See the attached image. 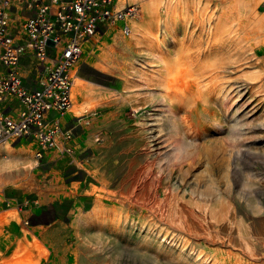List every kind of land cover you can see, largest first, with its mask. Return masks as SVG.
I'll return each mask as SVG.
<instances>
[{
	"label": "rangeland",
	"instance_id": "1",
	"mask_svg": "<svg viewBox=\"0 0 264 264\" xmlns=\"http://www.w3.org/2000/svg\"><path fill=\"white\" fill-rule=\"evenodd\" d=\"M121 26L112 24L86 43L72 70L84 88L79 95L72 91L73 106L88 105L85 120L78 122L73 106L64 120L69 129L74 116L78 122L66 142L69 151L36 159L34 143L17 141L0 155V264H62L58 258L73 259L74 248L78 264H187L173 247L170 256L147 242L164 227L188 253L264 264V77L253 86L251 104L243 80H236L223 113L235 114L233 126L223 118L225 130L218 132L216 122L202 118L193 130L169 137L150 121L154 111L167 109L159 100L139 112L132 107L143 94L124 88L119 68L134 56L121 41L130 35ZM144 121L153 127V150L141 137ZM170 179L188 190H173ZM93 211L105 224L87 220ZM122 217L133 225L121 227ZM24 248L31 255L22 254Z\"/></svg>",
	"mask_w": 264,
	"mask_h": 264
},
{
	"label": "bare ground",
	"instance_id": "2",
	"mask_svg": "<svg viewBox=\"0 0 264 264\" xmlns=\"http://www.w3.org/2000/svg\"><path fill=\"white\" fill-rule=\"evenodd\" d=\"M131 1L136 0H117V8H123ZM137 2L139 5L135 7L140 6L135 11L138 18L133 16L129 19L130 35L121 40L125 49L130 50L137 60L127 58L119 68L124 77V88L138 89L143 94L139 104L132 106L134 110L139 112L154 100H159L160 106L167 109L154 111L150 121L156 122L159 131H165L169 137L179 134L183 128L193 130L202 118L216 122L218 132L225 130V124L220 121L223 118H227L229 125L233 126L235 114L232 111L227 116L223 113L224 106L235 95L236 80H243L244 97L251 104L253 86L264 77V11L259 10L264 0ZM103 56L108 54L103 53ZM72 91L73 96L84 91L78 76L73 78ZM87 105H72L76 117L85 115ZM182 110L184 115H180ZM141 124V137L153 150L156 143L153 127L148 121ZM207 130V126L202 127L196 136L204 135ZM10 145V141L0 142V155L9 154ZM169 182L173 190L181 193L188 190V187H181L177 180L170 179ZM99 201L102 202L101 198ZM128 207L133 208L130 203ZM153 210H146L145 214L152 221L151 224L157 226L159 224L152 214ZM98 215L97 211H93L87 220L98 222V225L105 224ZM122 219L121 227L134 223L133 219ZM148 230H153L151 225ZM154 234L156 240L151 238L150 233L145 234L146 238L152 239L147 241L149 244L165 252L170 250V256L173 255V247L176 258L187 264H231L229 258L217 253L198 251L191 254L184 251L181 245L175 244L167 227H164V233L159 230ZM31 245L36 250L41 247L36 239ZM72 252L73 259L67 261L63 255L58 258L60 263L78 264L79 253L75 248ZM27 253L24 248L22 254ZM46 255L45 252V258ZM168 261L172 263L170 259Z\"/></svg>",
	"mask_w": 264,
	"mask_h": 264
},
{
	"label": "built area",
	"instance_id": "3",
	"mask_svg": "<svg viewBox=\"0 0 264 264\" xmlns=\"http://www.w3.org/2000/svg\"><path fill=\"white\" fill-rule=\"evenodd\" d=\"M116 3L0 0V142L34 143L36 159L50 150L69 151L75 121L85 120L72 119V129L64 122L73 105L72 70L85 44L117 22L121 32L130 33L127 17L136 7L118 9ZM10 106L14 113L7 111Z\"/></svg>",
	"mask_w": 264,
	"mask_h": 264
},
{
	"label": "crops",
	"instance_id": "4",
	"mask_svg": "<svg viewBox=\"0 0 264 264\" xmlns=\"http://www.w3.org/2000/svg\"><path fill=\"white\" fill-rule=\"evenodd\" d=\"M24 62H26V61H24ZM25 68H27L26 64H25ZM24 74H26V73H24ZM26 83H27L28 85H30V86H33L29 80H28ZM14 107H15V106H10V107L7 109V111H8V112H11V113H14ZM68 115H69V114H68ZM68 115H67L66 117H68ZM74 118H75V117H74ZM74 118H73V119H74ZM65 119H66V118H65Z\"/></svg>",
	"mask_w": 264,
	"mask_h": 264
}]
</instances>
